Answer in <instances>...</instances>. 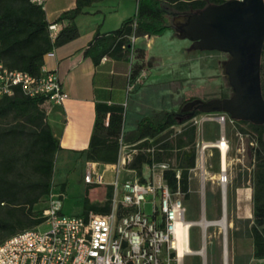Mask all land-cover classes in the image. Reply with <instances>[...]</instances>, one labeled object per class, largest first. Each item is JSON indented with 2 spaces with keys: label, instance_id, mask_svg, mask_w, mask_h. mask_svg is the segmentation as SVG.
Instances as JSON below:
<instances>
[{
  "label": "trees",
  "instance_id": "16d2710c",
  "mask_svg": "<svg viewBox=\"0 0 264 264\" xmlns=\"http://www.w3.org/2000/svg\"><path fill=\"white\" fill-rule=\"evenodd\" d=\"M100 0H75L72 8L63 10L54 21L49 22L42 5L30 0H0V60L9 68L39 74L44 56L79 36L75 18L88 13V8ZM226 0H136V11L123 19L120 25L108 32L96 29L93 38L84 50L97 65L101 58L127 57L132 43L131 36L161 34L170 27L167 15L195 12L208 4H220ZM66 23L54 37L50 36L51 23ZM137 56L143 50L137 48ZM142 63L135 56L130 78L142 70ZM261 91L264 98V46L260 68ZM193 100V99H189ZM42 97H27L19 90L13 95L0 97V242L29 230L42 222V211L47 195L54 187L53 176L56 156L62 150L53 134L42 108ZM179 108L176 111H161L154 117L144 116L135 127L124 133L121 105L97 102L95 120L87 148L80 155L88 162L114 164L118 159L120 138L126 145L140 148L128 166L142 173V165L152 161H167L174 152L176 166L181 169L180 190L188 197L189 169L195 166L197 126L190 119L200 113ZM11 118V122L4 120ZM239 133L248 135L253 145L252 168V254L264 258V123L234 120ZM181 125L171 137H163L172 127ZM163 177L168 186L176 190L174 172L165 170ZM67 181L60 183L64 194ZM93 186V185H88ZM86 195L82 214L88 211L106 213L110 209L112 187L106 185L102 204L91 203ZM190 228V234H191ZM189 234V236H190ZM191 249V241H189ZM195 250V249H194ZM184 264H201V258L193 256Z\"/></svg>",
  "mask_w": 264,
  "mask_h": 264
},
{
  "label": "rangeland",
  "instance_id": "374dc122",
  "mask_svg": "<svg viewBox=\"0 0 264 264\" xmlns=\"http://www.w3.org/2000/svg\"><path fill=\"white\" fill-rule=\"evenodd\" d=\"M101 3H117L119 8L109 6L103 9L106 16L103 27L112 30L121 21L132 16L136 11V0H105ZM110 4V3H109ZM87 10H96L90 6ZM177 15V16H176ZM167 15L170 25L179 28V15ZM176 28H166L159 35L134 37L132 53L142 63V70L135 78H131L128 96L125 99L123 114L124 133L132 130L139 119L144 116L154 117L161 111L184 110L189 99L202 101L211 98L230 97L233 91L224 75L223 64L229 59V54L215 50H200L192 46V41L179 36ZM143 50V57L137 56L136 49ZM43 109H45L42 106ZM192 107L188 110L190 112ZM187 116H191L188 114ZM220 116H224V123H219ZM8 118L4 122H11ZM197 126L195 170L189 169V194L184 198L186 207L185 219L198 222L202 218L207 221L220 220L222 214L221 194V152L217 147L204 143H216L222 136L227 141L225 185V218L226 226V264H264V258H255L252 254V238L250 226L252 224V168L253 157L251 142L248 135L238 132L236 123L222 112H200L190 119ZM181 125L172 127L163 137H171L179 131ZM132 149L135 153L143 151L140 148L122 149V154ZM68 157L57 154L54 170L52 191H59L60 183L67 181L62 198V212L67 215H82V207L86 189L91 203L102 204L104 201L105 185L88 186L83 181V175L88 167L85 159ZM170 165L175 163L174 152L166 161ZM145 175H147L146 167ZM104 173V183L109 184L115 179V171L110 166H99ZM132 178L133 173L120 171L119 181ZM203 195V199L201 198ZM149 210V209H148ZM47 225L39 227L46 230ZM190 254L201 258V264H224V235L218 225H209L205 230L206 244H202L203 228L201 225L191 226ZM204 247L202 255L193 253ZM195 249V250H194Z\"/></svg>",
  "mask_w": 264,
  "mask_h": 264
},
{
  "label": "built area",
  "instance_id": "2783aa9c",
  "mask_svg": "<svg viewBox=\"0 0 264 264\" xmlns=\"http://www.w3.org/2000/svg\"><path fill=\"white\" fill-rule=\"evenodd\" d=\"M30 1L43 5V0ZM59 28L57 23H51L48 26L50 36L54 37ZM130 39L133 43L135 38L131 36ZM16 90L27 97H42L43 105H61L68 97L55 71L42 66L39 74L32 75L9 68L0 60V97L13 95ZM218 121L224 123V116H220ZM119 142L117 162L101 164L115 171V179L108 184L112 187L109 211L64 214V194L51 191L44 202L42 222L0 242V264H184L185 257L190 254L186 250L190 236L187 240L183 237L180 251L177 230L187 221L185 196L179 185L181 169L166 161H152L145 164L147 175L143 171L138 175L128 166L136 149H128L122 154V149L133 145L124 144L122 138ZM87 165L84 183L105 185L104 173L99 171L100 165L97 162H88ZM197 165L198 160H195ZM195 166L190 170H195ZM169 169L174 172L177 181L174 191L163 177L164 171ZM122 170L133 173V177L119 181ZM224 172L225 168L221 165L222 201L223 197L225 199ZM201 198H204L203 195ZM192 224L194 222L189 221L188 235ZM42 225L48 228L40 230ZM205 230L206 227L203 228V246L206 244ZM222 234L226 264V231L222 230ZM201 256L205 262L204 255Z\"/></svg>",
  "mask_w": 264,
  "mask_h": 264
},
{
  "label": "crops",
  "instance_id": "0c3cea01",
  "mask_svg": "<svg viewBox=\"0 0 264 264\" xmlns=\"http://www.w3.org/2000/svg\"><path fill=\"white\" fill-rule=\"evenodd\" d=\"M103 2L106 1L100 0L93 4L96 10H88V13L77 16L75 23L79 28V36L54 48L44 56L43 61V67L57 73L63 89L68 93L61 105H42L52 132L62 148L58 154L77 156L82 160L84 156L80 155V151L88 146L95 120L96 103L125 105L131 81L130 72L135 62L132 50L127 57L121 59L104 56L97 65L90 57L84 55V50L97 28L100 32L110 31L103 27L106 22L103 9L109 6L119 8L121 5V1L101 5ZM74 5L75 0H43L42 6L47 20L52 22L63 10ZM65 23L66 21L57 24L61 28ZM170 28H173V25H170ZM145 38L150 36L146 35ZM98 164L101 166V163ZM144 167L145 164L142 165V171L145 173Z\"/></svg>",
  "mask_w": 264,
  "mask_h": 264
},
{
  "label": "water",
  "instance_id": "95a60500",
  "mask_svg": "<svg viewBox=\"0 0 264 264\" xmlns=\"http://www.w3.org/2000/svg\"><path fill=\"white\" fill-rule=\"evenodd\" d=\"M178 17L181 22L177 28L179 36L192 41L193 48L229 54L223 71L233 91L230 97L206 101L194 99L184 105V110L192 107V110L200 112H222L232 120L264 123V98L260 82L264 0H226ZM224 206L223 197L221 218L225 215Z\"/></svg>",
  "mask_w": 264,
  "mask_h": 264
},
{
  "label": "bare ground",
  "instance_id": "6f19581e",
  "mask_svg": "<svg viewBox=\"0 0 264 264\" xmlns=\"http://www.w3.org/2000/svg\"><path fill=\"white\" fill-rule=\"evenodd\" d=\"M207 146L218 147L220 149V151H221V165L223 168H225L226 167V148L228 147L227 142L224 139H219V140H217L216 143H204L202 149H204ZM224 208H225V206H224ZM196 223L198 225H201L202 228H205L209 225H218L221 227V229L223 231H226V226L228 225L226 222L225 215L220 220L207 221L204 218H202L201 220H199ZM188 226H189V221H186V222L182 223V225H180L178 227V230H177L178 235H179V249H180V251L182 248L181 241L183 240V237L184 238L186 237V240L189 237L188 231H187ZM186 250L190 252L189 245L187 246ZM192 252L195 253L194 251H192ZM203 252H204V247H201V249L199 250V253H203ZM224 252L226 255V244H225V251Z\"/></svg>",
  "mask_w": 264,
  "mask_h": 264
},
{
  "label": "flooded vegetation",
  "instance_id": "af4514ba",
  "mask_svg": "<svg viewBox=\"0 0 264 264\" xmlns=\"http://www.w3.org/2000/svg\"><path fill=\"white\" fill-rule=\"evenodd\" d=\"M200 11V10H199ZM197 12V11H195ZM188 13H193V12H188ZM183 15H186L187 13H182ZM174 28H176L175 26H173ZM177 29V28H176Z\"/></svg>",
  "mask_w": 264,
  "mask_h": 264
}]
</instances>
